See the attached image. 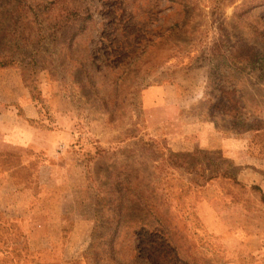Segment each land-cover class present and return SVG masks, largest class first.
Wrapping results in <instances>:
<instances>
[{"label": "rangeland", "instance_id": "obj_1", "mask_svg": "<svg viewBox=\"0 0 264 264\" xmlns=\"http://www.w3.org/2000/svg\"><path fill=\"white\" fill-rule=\"evenodd\" d=\"M0 54L85 169L77 190L42 185V153L0 152V264L245 262L237 242L264 234V0H0Z\"/></svg>", "mask_w": 264, "mask_h": 264}, {"label": "crops", "instance_id": "obj_2", "mask_svg": "<svg viewBox=\"0 0 264 264\" xmlns=\"http://www.w3.org/2000/svg\"><path fill=\"white\" fill-rule=\"evenodd\" d=\"M2 78L4 83H0V152H15L26 157L29 150L35 148L36 152L42 153L44 156L39 164H36L39 169L37 176H35L37 182L42 185H57L62 178L67 177L68 183H74L75 190L79 186L82 187L80 183L84 182L85 169L76 159L69 162L62 159L66 144L60 142V133L54 129H40L33 125L41 118L40 106L32 99L20 74L17 70H0V80ZM48 103L51 105L53 102L50 100ZM17 105L22 109V118L18 116ZM35 162L31 158L27 161L23 159L21 165L11 168L5 173V181L16 182L14 181V172L18 173L27 167L31 168ZM72 189L70 186V190ZM12 191L14 195H17L14 198H22L25 193L21 189ZM46 197L49 198V195ZM52 197L54 198L55 195L52 194ZM69 199L70 203L71 198ZM10 209H13V206ZM211 209L213 210L206 200L198 207V210ZM84 227L85 238L88 230L87 224ZM82 233V226L76 225L70 237L77 239L76 237H80ZM236 240L237 238L234 239V241ZM237 243L240 249L244 250L241 255H243L244 258L242 259L245 262H228L227 264H264V234L250 236V239Z\"/></svg>", "mask_w": 264, "mask_h": 264}, {"label": "trees", "instance_id": "obj_3", "mask_svg": "<svg viewBox=\"0 0 264 264\" xmlns=\"http://www.w3.org/2000/svg\"><path fill=\"white\" fill-rule=\"evenodd\" d=\"M12 61H14V58H8L7 55L3 56V54L2 55L0 54V67L1 68H5L10 63H13ZM227 102L229 103V101H227ZM233 104L237 105L238 102H233ZM226 105H227V103H226ZM235 113H236L235 116L234 117L232 116V118H238V112H235ZM229 115H230V118H231V114H229ZM250 129H252V128H249V130ZM217 175H218V177L234 179V176H232L231 174L225 173V172L221 173V174L218 173ZM213 178H215V176ZM234 180H236V179H234Z\"/></svg>", "mask_w": 264, "mask_h": 264}]
</instances>
